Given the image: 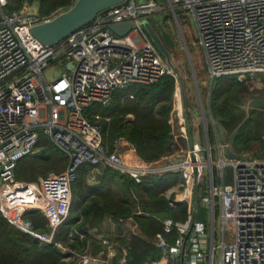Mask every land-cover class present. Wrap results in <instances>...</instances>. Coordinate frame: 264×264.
<instances>
[{"label": "built area", "instance_id": "built-area-1", "mask_svg": "<svg viewBox=\"0 0 264 264\" xmlns=\"http://www.w3.org/2000/svg\"><path fill=\"white\" fill-rule=\"evenodd\" d=\"M164 4L176 19L193 15L211 80L264 74V0H166ZM7 6L8 0H0V214L7 222L50 241L32 228L25 215L41 212L54 230L63 224L72 206V186L84 164L94 170L112 168L138 184L146 176L180 173L184 189L174 203L189 202L188 217L163 220V232L155 236L162 257L144 264H264V159L247 154L227 158L230 143L214 132L219 140L212 146L205 121L204 143L191 139V148L162 157L173 161L155 169L134 151L109 152L102 125L87 116L92 107L108 106L118 90L176 74L143 23L151 12L164 11L165 6L156 0L144 4L126 0L53 46L42 44L31 28L55 16L41 18L32 13L31 5L9 14ZM125 21L133 23L126 35L111 30ZM54 64L67 71L49 81L45 72ZM175 96L180 97L179 89ZM180 124L182 133L172 132L174 139L190 143L189 115ZM41 135L68 158V167L33 183L21 182L16 178L17 164L35 153ZM227 168L233 171L231 183L226 182ZM199 198L208 211L207 222L196 219ZM229 224L230 242L226 239ZM217 232L222 234L218 245Z\"/></svg>", "mask_w": 264, "mask_h": 264}, {"label": "trees", "instance_id": "trees-1", "mask_svg": "<svg viewBox=\"0 0 264 264\" xmlns=\"http://www.w3.org/2000/svg\"><path fill=\"white\" fill-rule=\"evenodd\" d=\"M38 1V15L41 18L53 17L68 10L76 0H8L7 13L22 9L24 4ZM225 79L218 82L217 86H227ZM227 88L218 87L219 96L228 97L224 101L230 102L234 98L236 86ZM176 87V80L166 75L152 85L134 84L126 90L116 91L113 95L111 106H95L87 111L91 122L99 123L103 128V139L110 143L116 137L123 138L133 146L137 154L146 162H155L171 152L172 131L169 123L171 114V102ZM230 97V98H229ZM264 108V104L262 106ZM225 108V107H224ZM220 108V115L226 110ZM223 111V112H222ZM128 115H132L128 119ZM219 115V116H220ZM225 119V118H224ZM223 119V120H224ZM100 121V122H99ZM226 125L231 124L226 121ZM257 129L251 135L249 129L244 127L235 137V145L242 151H253V156L264 159V120L259 123ZM212 141V132H210ZM42 136L40 137L41 141ZM38 143L37 147L40 145ZM45 145V144H44ZM106 147V146H105ZM92 166L84 164L78 171L77 178L72 186L73 202L79 203L83 192H90V188L84 185V181ZM26 173L21 172L19 162L16 167V178L26 179ZM124 175L111 168L106 170V185L112 186L114 182L122 185H135L139 192L134 197L125 192L120 200L108 198L109 191L104 195L106 211L124 218L132 215L143 231L149 236H156L163 232V220L172 218L175 221H185L188 217V204L185 202L173 206L169 199L163 197L165 192L182 182L180 173H166L161 176L152 175L146 177L142 183H136L132 178L129 184H125ZM95 189H93L94 191ZM112 192V191H111ZM112 194V193H111ZM72 211V210H71ZM25 217L31 221L33 229L48 233L45 216L36 210L26 213ZM78 218L70 213L69 218L62 224L56 234L55 242L65 241L73 225ZM196 219L200 220L198 216ZM172 241V236L169 237ZM162 257L161 250L156 244H151L137 236H133L129 242V263L144 264L146 261H157ZM66 256L57 248L56 243L46 244L40 239L22 233L12 226L0 214V264H69Z\"/></svg>", "mask_w": 264, "mask_h": 264}, {"label": "rangeland", "instance_id": "rangeland-1", "mask_svg": "<svg viewBox=\"0 0 264 264\" xmlns=\"http://www.w3.org/2000/svg\"><path fill=\"white\" fill-rule=\"evenodd\" d=\"M156 1L164 5L165 10L151 12L149 20L154 30L160 36L166 48L168 49L171 60L174 64V67L176 68V74L172 76L176 80V87L171 102L170 119L175 118V120H172L173 122L171 124V131L179 136L182 133V125L180 124V122L184 120L185 114L184 110L182 111V109H179L178 104L180 103L181 108L184 107L183 93H185L190 105V111H188V115L189 126L192 132L202 133L204 122L206 121L209 127V132H217L221 134L222 130V138L228 141L232 149H234L237 153L253 156V151L255 149L244 152L235 145L234 141L237 134L244 127L249 129L250 133H248V135L252 136L253 133V135L255 136L254 132L259 129V123H262V121L264 120V108L262 107L264 104V74L247 76L246 78L241 79H239L238 77L227 76L218 78L216 80H211L205 55L198 41L197 25L193 15L185 13L182 14L179 19H176L172 13L171 8L164 4V1L166 0ZM24 5H31L32 13L37 14L38 1H35L33 4L28 3ZM66 71V67H64L62 64H54L46 70L45 76L49 81H53L61 77ZM178 76H180L181 80ZM222 79L226 80V83H228L227 86H230L231 84H234L233 86H236L233 96L234 98H232L230 102L224 103V101L228 99V97H218V87L227 88V86H217L218 82H220ZM178 89L180 92V97L176 98L175 93ZM111 104L109 105L111 106ZM224 107L227 109L224 112L222 111L223 114L220 115L218 110L220 108L224 110ZM193 110H195L196 112ZM132 117V115H128L127 118L131 119ZM226 121L231 125L227 126ZM41 136V143L37 147L35 153L19 161V168L21 169V172L26 173V179L22 180L17 178L21 182L33 183L38 181V179L46 177L50 174L63 173L68 167V158L57 148V146H55L50 141L47 136ZM105 146L109 152H117L120 154L130 152L132 150L136 151L135 148L129 145L126 140L118 137H116L110 143H105ZM186 147L187 143L183 138L175 140L172 135L170 150L173 151V153H171L169 156L173 155L176 152L185 150ZM226 157L229 158V156L227 155V151ZM165 166L167 165L165 164ZM226 173V182L231 183L233 173L232 169L227 168ZM123 175V182L125 181L126 185L129 184V180H132V177H130V175L128 174ZM150 176L152 177V175ZM150 176L146 177L149 178ZM145 178L144 181L146 180ZM174 187L176 186L169 188L165 192L163 197H166L167 199L173 201L175 199V195L181 194L182 190L184 189L183 179L182 182L177 185V187L179 188L171 192L170 189H174ZM130 188L133 192H136V196H138L139 190L137 186H131ZM201 202L202 200L199 198L197 201L198 217L207 221L209 217L208 211L201 206ZM185 203L188 204L189 212L191 204L189 202ZM193 208L194 207H191L192 210ZM71 210V214L74 213V211H78L77 203L72 202ZM219 211L220 208L219 206H217V208L215 209V214L217 216V231H219L218 229L221 228L219 221ZM38 233L48 238V234L41 231H38ZM232 238V225L229 224L227 228L226 239L228 242H230ZM40 241L45 242L43 241V239H40ZM221 242L222 234L220 232H217L215 237V244L218 245ZM218 254L219 253L216 252V256H218Z\"/></svg>", "mask_w": 264, "mask_h": 264}, {"label": "crops", "instance_id": "crops-1", "mask_svg": "<svg viewBox=\"0 0 264 264\" xmlns=\"http://www.w3.org/2000/svg\"><path fill=\"white\" fill-rule=\"evenodd\" d=\"M191 133L192 140L195 141L200 138L204 143L205 139L201 136V133ZM220 138L222 139L221 134ZM218 140L219 138H217L215 133L212 132V141L210 135V142L212 146H216ZM186 143L188 147L190 143ZM231 151L235 155H240V153H237L234 149ZM171 153H173V151H171L167 156ZM172 161L173 160L168 161L161 158L158 161L152 162V166L155 169L164 168L165 164ZM91 168L92 169H90V172L84 181V185L89 187L91 190L90 192L85 190L81 199H79V203L77 202L78 211H75V217L78 219L73 225H71V229L66 237V240L59 243L55 242L56 234L60 230L62 224L54 230L46 219L47 228L49 229V232L46 234H48V238L51 240L45 241V243H56L58 250L66 256L65 261L69 264H130L129 242L131 238L133 236H137L151 244H156V238L155 236L153 237L146 234L132 215L120 218L112 214L110 211H106V195H104V193L105 190L110 188L112 192L109 191V195L111 196L108 198L112 197L120 200L121 195L125 192H129L136 197V192H133L130 188L135 185H128V187L120 184L119 182H114L112 186L106 185L104 178L106 170L109 168L101 167L97 170H94L93 167ZM155 175L161 176L160 174ZM178 188L179 187L176 185V187H174V189H170V191L173 192ZM93 189L95 190L93 191ZM176 196L177 195H175V197ZM174 200L169 201L173 206H176L178 203H174ZM197 201L198 199L196 200L198 216ZM200 221L207 222L204 219H200ZM36 231L38 232V230ZM84 258L89 259V261L84 263Z\"/></svg>", "mask_w": 264, "mask_h": 264}, {"label": "water", "instance_id": "water-1", "mask_svg": "<svg viewBox=\"0 0 264 264\" xmlns=\"http://www.w3.org/2000/svg\"><path fill=\"white\" fill-rule=\"evenodd\" d=\"M125 2L126 0H76L68 10L58 14L50 21L34 25L31 28V33L36 39H38L45 46H53L64 40L66 37H68L70 34L75 32L79 28L89 24L91 21H93L96 18V16L99 13L114 6L123 4ZM138 2L140 4H144L146 0H138ZM143 23L150 38L152 39L154 44L157 46L159 51L162 53V55L165 57L169 65L176 73V68L174 67V64L171 60L170 53L166 48L164 42L160 38V36L154 30L153 26L150 23V20L145 19ZM132 28H133L132 21H125L111 26V30L118 36L126 35ZM178 77L180 78V76ZM183 96H184L185 116L188 119L187 109L190 105L186 98L185 93H183ZM221 134H222V130H221ZM191 147H192V140L190 136V148ZM227 155L230 158L234 157V154L231 150L227 151ZM195 160H196L195 156L192 155V161L195 162ZM194 172L195 175H197L196 168ZM1 185L2 182L0 177V186Z\"/></svg>", "mask_w": 264, "mask_h": 264}, {"label": "bare ground", "instance_id": "bare-ground-1", "mask_svg": "<svg viewBox=\"0 0 264 264\" xmlns=\"http://www.w3.org/2000/svg\"><path fill=\"white\" fill-rule=\"evenodd\" d=\"M178 107H179V109H181V105H180V103L178 104ZM180 111V110H179Z\"/></svg>", "mask_w": 264, "mask_h": 264}]
</instances>
